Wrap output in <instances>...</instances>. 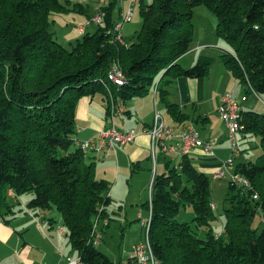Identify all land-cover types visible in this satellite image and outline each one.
I'll list each match as a JSON object with an SVG mask.
<instances>
[{
  "label": "trees",
  "instance_id": "16d2710c",
  "mask_svg": "<svg viewBox=\"0 0 264 264\" xmlns=\"http://www.w3.org/2000/svg\"><path fill=\"white\" fill-rule=\"evenodd\" d=\"M121 2L103 6L96 32L67 47L52 31V16L84 13V6L69 0H0V213L5 218L13 212L9 190L32 195L30 210L56 208L82 264H116L93 244L95 223L109 218L112 197L109 182L97 178L95 163L87 161L76 138L82 99L101 94L110 115L155 90L172 117L186 121L168 101L169 85L179 77L203 79L214 64L210 58L191 68L179 63L191 50L198 7L218 20L216 33L231 49L222 56L225 66L248 95L250 83L264 97V0H141L142 26L131 44L113 43L109 34ZM115 66L125 74L124 86L109 79ZM241 126V133L260 139L262 155L236 166L254 191L230 182L221 237L212 229L217 216L210 178L189 156L155 174L149 236L162 264H264V113L242 112ZM182 205L193 207V223L206 229V238L177 221Z\"/></svg>",
  "mask_w": 264,
  "mask_h": 264
},
{
  "label": "crops",
  "instance_id": "0c3cea01",
  "mask_svg": "<svg viewBox=\"0 0 264 264\" xmlns=\"http://www.w3.org/2000/svg\"><path fill=\"white\" fill-rule=\"evenodd\" d=\"M60 1L66 3L68 0ZM69 1H71L72 4H80L84 6V13L67 12L63 14H54L52 16V31L58 41L64 46H71L85 34L95 33L98 28L96 25H90L89 20L96 14L99 0ZM110 1L111 0H106L107 4ZM126 1L127 0H122L120 4L118 18H120L121 13L125 10L124 4ZM140 4L141 0H139L137 5ZM135 6L133 8V14ZM200 16L204 17V20L196 19V13L194 16V41L196 37L198 44L193 41L192 45L195 43L194 46H191L190 52L182 57L179 63L183 68H191L196 65L200 59L210 58L214 60L211 71L209 75L203 79L179 77L173 84H170L168 88L170 91L168 101L178 106L180 114H183L187 118L186 121H176L168 112L167 105L163 101L160 93L155 90L151 91L145 98L142 97L144 99L137 98L138 100H133L134 102L132 101L130 103L132 109H130V107L127 108L126 103L121 107L120 111L116 110L110 115L107 114L105 102L101 94H97L94 97H86L82 99L79 104L77 111L78 133L76 136L77 141L79 142H86L92 138H97L100 132L104 130L112 128L116 129L119 119L120 122L122 119V123L126 125L125 121H128L133 117V111L136 113L137 120H139L138 123L141 128L137 130L132 129L139 133L138 138L132 144H128L123 148H117L116 154L114 155L116 162H111V166L116 170V180L113 185L112 194L110 192L111 197H113L116 190L121 187V178L129 177L132 182L134 175L138 173L143 165L146 164V166H148L150 160L154 165V175L150 180V185L158 171V159H156V163L154 164L149 137L142 134V132L148 130L154 122L155 113H153V110L154 112L158 111L163 116L166 124L174 127L176 131L184 129L183 127L193 125V127L199 132L202 140L213 142L215 144L214 157H207L200 150L189 155V158L198 169L204 171L207 175H213L221 165V162L227 159L231 152L230 146H226V143L224 142V139L226 138V128L225 125L222 124L223 121L218 114L222 96L226 93H232L233 97L235 98L236 95L237 98L235 99L242 103L245 111H256L262 107L263 111L260 113H264V98L256 96L254 103L251 102L245 87L240 84V81L224 64L222 56L227 54L226 50L231 49L227 44L222 42V39H220L216 33L218 25L217 18L207 9L202 10ZM126 26L127 24L123 26L122 31H124ZM214 70H220L219 76H222L220 79L216 77V81L211 82ZM216 85H218L217 88ZM245 95L247 96V101L242 102V98L245 97ZM139 101L143 102L140 103ZM160 103L164 107L163 110L166 113V116L173 121L172 123L167 122L165 115L159 108ZM208 104H211V108L208 107ZM252 107L256 109L253 110L251 109ZM146 110H148L147 115H145ZM199 122L202 123V131H199L196 127V123L198 124ZM222 128L223 130L225 129L224 133L221 131ZM240 139L241 145L254 142L257 139L260 144V139L257 136L250 134L244 135L241 133ZM87 154L93 159L95 170L97 168L96 162L105 160L101 155L95 152H88ZM156 154L158 158L162 153L157 149ZM193 157L198 158V161L194 162ZM241 158H238L236 166L241 163L251 162L243 161ZM173 160L175 161V159ZM116 163L117 165L115 166ZM123 163L125 166H123ZM174 165L177 164L174 163ZM133 168L138 171H132ZM142 170H144L143 167ZM102 179H105V176H103ZM13 194L14 197L10 195V190L8 191V202L13 207V212L5 215V218L3 214L0 213V264H67L69 259L79 258L78 253L72 248L69 242L59 212H56L53 209L47 212L30 210L28 208L29 199L24 198V195L17 196L15 192ZM109 218L111 221V214L109 215ZM124 218L127 220L128 213L125 214ZM138 218H140V215ZM6 220L12 221L6 223ZM105 226L108 228L110 222ZM221 231H224V229ZM138 243L139 242L134 245L131 257L126 263L120 264H136L133 260V250Z\"/></svg>",
  "mask_w": 264,
  "mask_h": 264
},
{
  "label": "rangeland",
  "instance_id": "374dc122",
  "mask_svg": "<svg viewBox=\"0 0 264 264\" xmlns=\"http://www.w3.org/2000/svg\"><path fill=\"white\" fill-rule=\"evenodd\" d=\"M143 1L145 3L151 2V0H143ZM128 2L130 3L131 0H127L126 3L124 4L125 10H127V8L129 7ZM198 8H201V9H198ZM198 8L196 9V12H195L197 16L196 19L204 20V17H201L200 14H202V10H206V8L205 7H198ZM119 10H120V6L118 5L114 10L116 17H118L119 15ZM140 11H141L140 5H136L134 9V14H133L134 16L133 20L130 21L129 23H126L127 26L125 27L124 31L121 32L125 43L131 44L136 41L137 33H139V31L141 30V26H142V19H141ZM194 42L198 44V42L196 41V37H195ZM194 44L192 45V47L194 46ZM219 71L220 70L213 71L214 73H213L211 82L213 81L215 82L217 79L216 77H218V79L221 78L222 75L219 76ZM217 86L218 85H216V88ZM248 97L253 103H254V100H256L255 99L256 96L254 94L250 93ZM235 98H237L236 95H235ZM133 100L136 101L138 99L134 98L128 101L127 108L130 107V109H132L130 106V103ZM139 102L141 103L143 101H139ZM208 107L211 108V104H208ZM159 108L165 115L167 122L172 123L173 121L169 117L166 116V113L163 110L164 107L161 105V103H160ZM251 109L254 110L256 108L252 107ZM259 110H256V111L262 112L263 108L261 107L259 108ZM147 113H148V110H146L145 115H147ZM153 113H155L154 110H153ZM119 120H118V124L116 125L117 126L116 129H120L121 131L122 130L131 131L132 129L137 130L141 128V126L138 123L139 120H137L136 113L134 111H133V117L130 118L128 121H125L126 125L122 123V119H121V122ZM222 124L224 123L222 122ZM196 127L198 128L199 131H202L203 129L201 122H199L198 124L196 123ZM224 130L223 128L221 129L223 133H224ZM225 133H226V138L224 139V142L226 143V146L229 145L231 148V141H230L229 135L226 130H225ZM238 137H239L240 145H241V139H240L241 134H238ZM241 146H242L241 150L243 151V153L241 154L242 158L241 157L239 158H241L243 161L256 162L259 159V157L262 155V149L260 147L258 139L251 143L242 144ZM123 147H119V148H123ZM114 155L115 154L111 155V157L108 159L97 161L96 162L97 172L95 170L96 176L98 179H102L103 176H105V179L110 184L111 194H112L114 182L116 180V170H114V167L111 166L112 161L113 163L116 162V158L114 157ZM229 156L227 157V159L229 158ZM87 157H88L87 161L89 163L93 162V159H91V157L88 154H87ZM193 158H194L193 159L194 162L198 161V158L196 157H193ZM157 159H158L157 160V170H158L157 174L158 175H161L165 172L167 168L166 165L168 163H170V168H173L174 163L179 164L182 160L181 157L177 155H170V154H160ZM173 159H175V161ZM116 165L117 163L115 164V166ZM123 166H125L124 163H123ZM142 167L144 170H142ZM142 167L138 171V173L134 175L132 182L129 177L121 178L122 180L121 185H120L121 187H119L116 190L114 196L112 197L113 203L108 208L109 215L111 214L112 219L111 221H110V218L105 219V221L107 220L108 224L110 222V226L107 228V226H105L106 225L105 222L101 221L98 227V232L102 236V238L100 239L99 248L102 252L108 255L109 258L116 264L126 263V261L131 257V253H132V249L134 245L137 242H140L141 239L143 240L147 233L146 227L142 224V221L145 219H149L150 217V209L147 206H149V203L151 202L152 192H151L150 180L154 175V165L150 160L148 163V166H146L145 164ZM135 168H133V170H135ZM208 176L211 181L212 202L216 204V209L214 210V212L217 216V220L214 221L212 225L213 233L216 234L220 232L221 230H223L224 228L223 224L225 222V211L226 209L230 207V202L228 201V196L230 192V179L227 178L224 180H217V179H214V174L213 175L210 174ZM12 193L14 192L12 191ZM23 197L29 200L32 199V195H24ZM53 210L58 212L56 208H53ZM126 213H128L127 220H125L124 218ZM139 215H140V218H138ZM194 218H195V213H194L193 207L190 205H182L176 219L179 223L191 224L193 229L198 232L200 238L202 239L206 238L207 236L206 229L197 228V226L193 223ZM261 221H262L261 217H257L255 221V226L260 227L259 224Z\"/></svg>",
  "mask_w": 264,
  "mask_h": 264
},
{
  "label": "built area",
  "instance_id": "2783aa9c",
  "mask_svg": "<svg viewBox=\"0 0 264 264\" xmlns=\"http://www.w3.org/2000/svg\"><path fill=\"white\" fill-rule=\"evenodd\" d=\"M122 1V0H121ZM138 0H131L127 10H124L119 20L114 24L113 28L109 31L112 35L113 43H124L122 36V29L126 23L132 21L133 18V8L138 4ZM107 4L106 0H99V6L96 10V14L90 18L89 24L100 26L104 20L105 12L103 11V6ZM110 81L116 86H124L125 74L118 67L115 66L109 74ZM247 88L251 94H256L254 88L248 83ZM110 95H112L110 93ZM113 99V98H111ZM247 101V96L242 98V102ZM121 108H117L120 111ZM116 111V108L114 112ZM244 107L242 103L236 100L232 93H226L222 96L221 104L218 109V114L220 119L223 121L226 131L229 135L231 141V154L229 158L221 162V165L214 173V179L224 180L229 178L230 182L242 188L247 193H252L254 191L253 185L245 176L236 172V162L242 154L240 140L238 134H241L242 126V112H244ZM142 134L149 137L151 147H152V159L154 164L156 163L157 149L160 150L162 154L177 155L179 157L189 156L195 151L200 150L207 157H214V143L207 142L201 139L199 132L189 125L180 131H176L174 127L166 124L163 116L156 111L154 116V122L148 130H144ZM139 133L135 130L131 131H120L115 128L104 130L100 132L99 136L92 138L89 141L82 142L81 147L86 152H95L102 156L104 159L110 158L112 154H116V150L119 147L132 144L138 138ZM154 178L151 183V191L153 187ZM10 195L14 197L12 190H10ZM253 198L258 199L257 194H254ZM212 209H216V204L212 203ZM152 219V204H150V217L149 219L143 220V225L146 227L147 233L143 240H141L133 250V259L136 264H162L155 255L154 249L149 236V231L151 227ZM101 221H104L107 225V220L97 219L95 223V234L93 244L95 246L100 245L101 234L98 232V227ZM224 231L217 233V237H221ZM67 264H82L80 258L69 259Z\"/></svg>",
  "mask_w": 264,
  "mask_h": 264
}]
</instances>
